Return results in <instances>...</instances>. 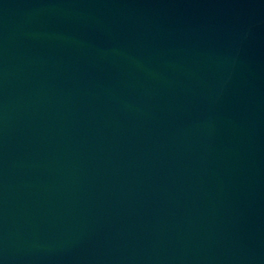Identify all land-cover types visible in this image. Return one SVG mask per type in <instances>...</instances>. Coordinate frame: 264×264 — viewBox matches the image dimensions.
<instances>
[{
	"label": "water",
	"instance_id": "1",
	"mask_svg": "<svg viewBox=\"0 0 264 264\" xmlns=\"http://www.w3.org/2000/svg\"><path fill=\"white\" fill-rule=\"evenodd\" d=\"M0 264H264V0H0Z\"/></svg>",
	"mask_w": 264,
	"mask_h": 264
}]
</instances>
